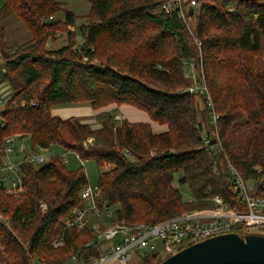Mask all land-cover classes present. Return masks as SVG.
Segmentation results:
<instances>
[{
  "label": "trees",
  "instance_id": "1",
  "mask_svg": "<svg viewBox=\"0 0 264 264\" xmlns=\"http://www.w3.org/2000/svg\"><path fill=\"white\" fill-rule=\"evenodd\" d=\"M87 1L86 22L75 26L62 0H1L0 79L12 95L0 107V167L3 138L18 133L29 136L31 149L56 144L103 167L95 202L100 212L112 208V222L152 224L183 210L207 211L215 195L243 210L228 167L264 187V0H199L191 13L189 0L168 12L160 9L163 0ZM12 16L29 31L27 41L7 43L4 23ZM60 32L65 44L48 48ZM191 81L205 83L212 106L185 91ZM85 102L93 109L131 105L167 130L117 121L113 110L95 114L99 128L51 114L55 105ZM212 110L219 114L214 126ZM210 132L222 150L202 146ZM20 173L18 196L0 186V264H62L75 254L88 264L98 257V246L85 245L94 238L87 222L63 223L88 183L82 167L70 170L50 155L39 166L23 161ZM159 261L146 256L140 264Z\"/></svg>",
  "mask_w": 264,
  "mask_h": 264
},
{
  "label": "built area",
  "instance_id": "2",
  "mask_svg": "<svg viewBox=\"0 0 264 264\" xmlns=\"http://www.w3.org/2000/svg\"><path fill=\"white\" fill-rule=\"evenodd\" d=\"M198 1L189 0V6L192 8L197 6ZM175 3L180 5L181 0H163L160 9L168 12ZM180 15L184 18L182 11H180ZM2 60L3 57L0 53V71H4ZM185 76L189 77L187 72H185ZM185 91L203 94L208 104L212 106L204 82L188 85ZM11 95L9 85L0 79V107ZM31 104H35V102L31 101ZM210 117V123L214 126L219 114L212 110ZM4 124L0 117V132ZM17 140L20 142L19 151L23 153V158L14 161L10 159L9 155L13 152V144ZM25 140V136L18 133L7 135L2 140L4 154L0 167V186L4 188L5 193L15 197L22 192L21 163L27 161L39 166L47 158L43 154L44 149L41 147L36 146L30 151H26ZM90 141L91 139H87V142ZM202 146L207 150L215 147L222 150L219 136L215 132L204 135ZM124 153L131 157L129 152ZM228 168L235 188L239 191L244 204L243 210L231 208L220 196L215 195L211 198L213 205L207 211L183 210L179 214L160 222L152 224L140 222L128 225L122 221L112 222L110 216L108 218L101 216L103 214L98 210L95 202L99 194V187L97 184L87 183L79 191L80 204L75 206L71 214L64 218L63 223L66 226L77 228H81L84 222L89 224L94 238L86 242L85 245L98 246L101 253L98 257L92 258L88 264H106L111 260H115L118 264H128L135 254L140 258L152 256L162 260L187 245L214 235L228 232H264V187L261 190L257 189L253 181L244 180L232 165H229ZM40 207L44 212L46 206L43 202H40ZM88 211H92L93 218L86 217ZM100 216L102 220L99 218ZM0 218H3L1 213ZM4 220L8 222L6 218ZM61 241L62 236L56 239L54 243L59 244ZM104 242L107 245L101 249ZM72 258H78V256L75 254Z\"/></svg>",
  "mask_w": 264,
  "mask_h": 264
},
{
  "label": "rangeland",
  "instance_id": "3",
  "mask_svg": "<svg viewBox=\"0 0 264 264\" xmlns=\"http://www.w3.org/2000/svg\"><path fill=\"white\" fill-rule=\"evenodd\" d=\"M62 2L64 4L63 9L69 10L76 15L75 26H78L79 24L86 22L85 17H86V14L88 13V9H89V3L87 0H62ZM0 3H1V0H0ZM55 18L56 19H63V12H60ZM189 22H190V24L193 25L194 19H190ZM4 25H5V39L7 40L8 44H11V45L12 44H20V43L27 41L30 38L29 31L27 30V28L25 27V25L23 24V22L20 19H17L16 17L12 16L5 21ZM69 28H70V30H73L74 27L70 26ZM65 42H66V34H65V32H60V33H57L55 40H50L47 42V47L48 48H59V47L63 46L65 44ZM78 43H80V41H78ZM187 69H189V68H187ZM192 73L194 75H196V73L194 71ZM192 81H191L190 85L198 82V81H195L192 83ZM79 105H86V103H70V104H67L66 106L70 107V108H74V107L79 106ZM112 110L115 114V118H116L117 113H124L121 108H115ZM120 118L117 117L116 118L117 121H119ZM128 120H130V119H128ZM130 121H134V120H130ZM24 146H25L26 151H30L31 148H30L29 142H26L24 144ZM18 149H19V146L17 144L14 147V151L11 152L9 155L10 159H12L14 161H19L23 158L22 152H20ZM43 154L47 157L50 155L61 156L63 158L65 166L70 170H76V169H79L80 167H82L83 171L86 174L87 181L91 185L97 184L99 172H100V170L104 169L103 167L98 168V166L94 160L82 161L79 159V157L74 152L66 151L65 149H63L62 147H60L58 145L50 146V148L48 150L43 151ZM173 183L180 190L182 198L184 200H189L190 199V190H189L188 186L186 184L179 185L177 182V176L175 177ZM111 211H112V208L106 212H102L103 215H101V216L103 218L104 217L108 218L109 216H111ZM101 216L99 218L102 220ZM101 223H103V222H101ZM38 260H40V259L35 258L34 264ZM140 262H141V258L137 254H135V256L132 258V260L128 264H140Z\"/></svg>",
  "mask_w": 264,
  "mask_h": 264
},
{
  "label": "water",
  "instance_id": "4",
  "mask_svg": "<svg viewBox=\"0 0 264 264\" xmlns=\"http://www.w3.org/2000/svg\"><path fill=\"white\" fill-rule=\"evenodd\" d=\"M157 264H264V232L214 235L181 248Z\"/></svg>",
  "mask_w": 264,
  "mask_h": 264
},
{
  "label": "crops",
  "instance_id": "5",
  "mask_svg": "<svg viewBox=\"0 0 264 264\" xmlns=\"http://www.w3.org/2000/svg\"><path fill=\"white\" fill-rule=\"evenodd\" d=\"M11 94H12V91H11ZM66 105L67 104L53 106L51 108V114L55 116H59L61 118H68V117L74 116L76 118H79L80 121L82 122L89 123L93 128H99L100 123L96 121L95 114H97L100 111H112V109L121 108L124 113H117L116 118L121 117L120 119L127 118V120L128 119L134 120V121L129 120L130 122H148L151 126L152 131L155 133H160V132H164L167 130L166 124H160L156 121L151 120L144 111H141L127 104L121 105L119 107H116L115 104H110V105L104 106L99 109H93L89 105V103H86V105H79L74 108L67 107ZM24 136L26 138L24 143L29 142V136L28 135H24ZM17 144L19 146L20 144L19 140H17L13 144V151H14L15 145ZM54 145L56 144H52L51 146H54ZM48 149H44V151ZM106 245L107 243L104 242L101 246V249H104ZM35 264H45V263L42 260H38L37 262H35ZM62 264H85V263L78 257V258H71ZM106 264H118V262H116L115 260H111Z\"/></svg>",
  "mask_w": 264,
  "mask_h": 264
}]
</instances>
